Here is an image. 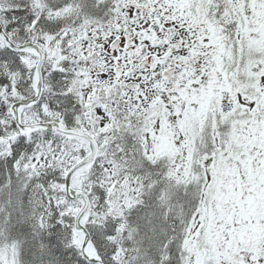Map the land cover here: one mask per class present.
Here are the masks:
<instances>
[{
	"label": "snow or ice",
	"instance_id": "6c2138e0",
	"mask_svg": "<svg viewBox=\"0 0 264 264\" xmlns=\"http://www.w3.org/2000/svg\"><path fill=\"white\" fill-rule=\"evenodd\" d=\"M0 264H264V0H0Z\"/></svg>",
	"mask_w": 264,
	"mask_h": 264
}]
</instances>
